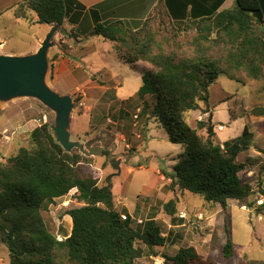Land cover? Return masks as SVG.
Listing matches in <instances>:
<instances>
[{"label": "trees", "instance_id": "1", "mask_svg": "<svg viewBox=\"0 0 264 264\" xmlns=\"http://www.w3.org/2000/svg\"><path fill=\"white\" fill-rule=\"evenodd\" d=\"M82 8L77 0H22L14 15L26 19L32 12L36 24L61 27L65 19L77 24ZM213 13L196 20L198 36L191 56L156 47L155 33L146 24L131 27L122 20H112L84 26L81 22L69 33L75 41L79 36H101L114 43L115 52L125 62L141 60L151 65L142 76L136 98L141 102L140 117L157 119L168 140L182 146L169 174V188L199 194L207 203L225 209L229 199L243 200L252 192L249 181L240 175L247 164L236 160L247 148L251 132L244 126L240 136L216 143L211 138L213 131L203 139L185 122L183 114L209 112V87L219 75L240 83L244 82L238 75L241 71L251 79L263 75L264 38L256 25L264 24V0H235L232 8L211 16ZM30 139L33 149L21 147L8 163H0V238L10 264H54L46 243L32 244L26 237L39 227L48 232L42 212L72 188L84 205L67 211L71 232L53 242L66 251L69 264H134L142 255L136 241L153 255L154 247L164 244L154 220L148 219L137 229L130 218L120 217L113 207L111 175L99 185L90 171L81 167L86 157L64 151L50 124L35 127ZM102 153L108 154L106 150ZM163 209L172 218L175 200L169 199ZM222 251L225 257L233 255L230 238ZM163 257V264H217L203 259L190 245Z\"/></svg>", "mask_w": 264, "mask_h": 264}, {"label": "rangeland", "instance_id": "2", "mask_svg": "<svg viewBox=\"0 0 264 264\" xmlns=\"http://www.w3.org/2000/svg\"><path fill=\"white\" fill-rule=\"evenodd\" d=\"M20 1L0 3V54L32 53L44 37L46 27L36 25L32 12H28L26 19L15 17L14 9ZM134 24V27L146 24L155 33L156 47L164 52L173 51L179 56L194 53L198 36L195 22H171L164 14L153 12L148 19ZM60 30L58 26L52 37L54 45L48 53L45 81L49 86L53 85L52 62L59 60L60 52H55L56 48L63 50L68 58L72 57L68 44L71 42L74 45V41L59 36ZM85 44L86 49L92 45L93 50L81 51L84 57L77 61L82 72L89 77L93 74V84L84 86L83 82L75 84L72 81L73 85L80 86L70 95L74 106L69 119V132L72 140L89 143L102 150L89 156L80 153L78 148H73L71 152L86 157L81 167L90 171L99 185L111 175L114 210L130 218L134 228L142 229L148 219L159 224L164 244L155 246L153 255L144 244L136 241L135 246L142 249V255L135 259L134 264H163L164 255L172 256L179 247L187 245L193 246L203 259L217 264H264V150L262 156L253 158L254 163L245 161L247 157L239 154V160L247 164L240 175L251 182L252 192L243 200L229 199L225 209L217 204L219 210L216 213V204L207 203L199 194L181 191L177 187L171 190L169 174L182 146L167 140L165 130L157 119L140 117L138 108L141 102L136 96L124 103L115 99L112 89L102 95L99 91L101 87H97L111 79L118 86L119 98L132 96L142 82L147 63L138 62L134 67L119 62L112 42L100 37L93 36ZM78 73L80 71H74L75 75ZM238 75L243 83L219 75L209 87V112L188 111L183 114L184 120L205 139L208 135L207 120L211 115L214 127L211 138L216 143L240 136L244 126L248 125L253 134L251 143L263 146L264 121L252 122L250 115L264 111V77L251 79L243 71ZM76 77L80 81L83 79L82 76ZM57 89L55 87L63 94ZM223 97L224 100H220ZM199 104L204 106L202 102ZM45 122L50 124L51 130L54 113L33 97L0 100V163H8L21 147L33 149L30 132ZM201 123L206 125L201 126ZM219 126H222L221 129ZM103 150L108 154H103ZM128 167L132 169L126 173ZM248 169L253 170L252 175H247ZM76 191L72 188L55 198L48 210L42 212L48 232L39 227L26 237V241L32 244L46 243L48 256L54 264H69L66 251L53 242L63 240L71 232L72 219L67 211L84 205L76 199ZM169 199L176 202L172 218L163 209V204ZM180 213L186 217L180 218ZM199 213L201 218L194 217ZM227 238L233 243L231 257H225L222 251ZM0 264H10L8 250L1 238Z\"/></svg>", "mask_w": 264, "mask_h": 264}, {"label": "crops", "instance_id": "3", "mask_svg": "<svg viewBox=\"0 0 264 264\" xmlns=\"http://www.w3.org/2000/svg\"><path fill=\"white\" fill-rule=\"evenodd\" d=\"M8 1H11V0H0V3L2 2L1 4L3 5L4 3ZM77 1L83 6V8L80 10L81 15L79 16V19L77 21L78 23L72 24L68 22L67 19H65L63 24L60 27L61 32H58L59 36H64V38H69V40L73 39L74 41L73 44L75 46L72 45V43L70 42L68 44V47H69L68 51H69V54L72 56L71 58H75V59L68 58L66 55H64L63 50L56 48L55 52H60L59 57H58L59 60L57 62L56 61L52 62L53 63V66H52L53 85L50 86V88H52L56 93L60 94L58 91L55 90V87L58 88L57 90L63 92V94H60V95L70 96L73 93V91L80 86V85H75L78 82H83L84 86L93 84V79H92L93 74L91 75V77H89L87 76V74H85V72H82L81 66L77 61L78 58L79 60H82L84 57L83 54H81V51L86 50L88 52H91L93 50L92 45H88L89 49H86L87 47L85 44L87 40L92 39L93 35L79 36L76 39L77 41H75L74 37L70 36V33H69L71 28H77L78 24H80L81 22H83L84 26L85 25L93 26L94 22L96 21L107 22V21H112V20H122L128 25L130 24L131 27H134L135 25L134 23L143 21L145 18L149 17L153 12L160 11L171 22L187 23L191 21V22H195L196 24V20L210 16L212 12H215V13H213V15L211 16H215L217 13H220L227 9L232 8L235 3V0H77ZM36 18L37 17L35 15V20ZM36 25H44L46 27L44 30V36L50 28V25L48 24H36ZM256 27L259 33H261L262 37L264 38V24H257ZM212 32L215 33V30H213ZM96 37H100L103 40H107V39L102 38L101 36H96ZM113 45L114 43L112 42V46ZM113 49H114V46H113ZM99 54L101 55L102 52H99ZM115 57L119 62L124 63V64H129V65L136 67L138 62H143V63L145 62L147 63L145 70L151 68V65L146 61L139 60L133 63H128L120 59L116 52H115ZM103 69H106L105 66H103ZM76 70L80 71V73H78L79 75L74 74V71ZM76 76H82L83 79L80 81V79H78V77ZM263 77H264V71H263V75L260 76V78H263ZM72 81L76 82L74 84L75 86L72 84ZM263 82H264V78H263ZM108 83L110 84V86H108ZM97 87H101L99 91L102 93V95H103V92L109 89H112L115 99L119 100L120 102H124V103L127 102L130 98L135 97L136 92L138 90L137 89L135 94L132 96H129L126 98L124 97L119 98L117 95L118 86L113 80L110 79L109 81H103L100 84V86H97ZM97 89L98 88H96V90ZM220 100H224V97L221 98ZM138 111H139V108H138ZM250 116L252 117L251 119L252 122L261 123L264 121V111L258 112L256 114L254 113V115H250ZM246 126L248 127V125ZM213 130H214V127H213ZM165 135L167 138L166 131H165ZM252 136L253 134L251 132V138H250V142L248 143L247 148L239 152L240 155H243L245 158L247 157L245 161L249 160L250 163L255 162L253 158L262 156L263 150H264V145L261 146L260 144L251 143ZM239 154L237 155L236 160L239 162H244V161L239 160V156H240ZM131 169L132 167L126 168L125 169L126 173L131 172ZM122 172H124V170ZM252 174H253V170L248 169L247 175H252ZM249 183L251 182L249 181ZM218 207H219V204H218ZM218 210L219 209H217V204H216L215 213L218 212Z\"/></svg>", "mask_w": 264, "mask_h": 264}, {"label": "water", "instance_id": "4", "mask_svg": "<svg viewBox=\"0 0 264 264\" xmlns=\"http://www.w3.org/2000/svg\"><path fill=\"white\" fill-rule=\"evenodd\" d=\"M49 25V30L34 52L25 55L0 54V100L21 96L39 100L54 113L51 130L64 151L71 152L73 148H78L84 155L99 154L101 148L71 139L69 119L74 106L72 98L56 93L45 81L48 53L54 45L52 37L58 28L56 23ZM207 121V134H210L213 131L211 115Z\"/></svg>", "mask_w": 264, "mask_h": 264}, {"label": "built area", "instance_id": "5", "mask_svg": "<svg viewBox=\"0 0 264 264\" xmlns=\"http://www.w3.org/2000/svg\"><path fill=\"white\" fill-rule=\"evenodd\" d=\"M135 117H136V115H135ZM222 126H219V128H221ZM260 203H262V202H260ZM259 203V204H260ZM123 219L126 217L125 215H120ZM179 217L180 218H185L186 216H185V214L184 213H180L179 214ZM194 217H196V218H201L202 217V214L201 213H199V214H194Z\"/></svg>", "mask_w": 264, "mask_h": 264}]
</instances>
